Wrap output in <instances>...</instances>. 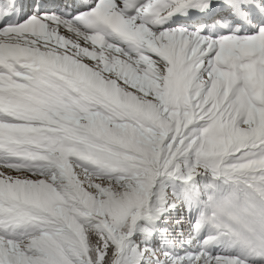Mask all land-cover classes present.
<instances>
[{
	"label": "snow or ice",
	"instance_id": "1",
	"mask_svg": "<svg viewBox=\"0 0 264 264\" xmlns=\"http://www.w3.org/2000/svg\"><path fill=\"white\" fill-rule=\"evenodd\" d=\"M0 264H264V0H0Z\"/></svg>",
	"mask_w": 264,
	"mask_h": 264
}]
</instances>
